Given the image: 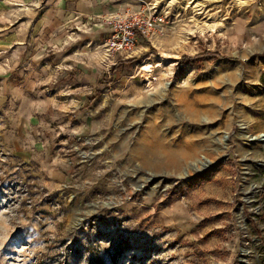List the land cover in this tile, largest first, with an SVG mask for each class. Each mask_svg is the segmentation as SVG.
Returning <instances> with one entry per match:
<instances>
[{
  "label": "rangeland",
  "instance_id": "374dc122",
  "mask_svg": "<svg viewBox=\"0 0 264 264\" xmlns=\"http://www.w3.org/2000/svg\"><path fill=\"white\" fill-rule=\"evenodd\" d=\"M191 3L0 0V264H264V0Z\"/></svg>",
  "mask_w": 264,
  "mask_h": 264
},
{
  "label": "built area",
  "instance_id": "2783aa9c",
  "mask_svg": "<svg viewBox=\"0 0 264 264\" xmlns=\"http://www.w3.org/2000/svg\"><path fill=\"white\" fill-rule=\"evenodd\" d=\"M162 22V19H159ZM113 34L108 40V45L114 55H128L134 51L138 36L148 37L158 31L156 21H113Z\"/></svg>",
  "mask_w": 264,
  "mask_h": 264
},
{
  "label": "bare ground",
  "instance_id": "6f19581e",
  "mask_svg": "<svg viewBox=\"0 0 264 264\" xmlns=\"http://www.w3.org/2000/svg\"><path fill=\"white\" fill-rule=\"evenodd\" d=\"M173 1L175 2V1H177V0H173ZM183 1L185 2V4H186L187 6H190V7L193 6V3H191V4L188 5V1H189V0H183ZM196 1H197V0H196ZM207 1H210V0H207ZM171 2H172V1H171ZM194 3H195V1H194ZM199 6H201V4H200L199 2H197L196 6H193V11H194V10H197ZM236 6H237L238 8H240V7H241V4L238 3V2L236 1ZM196 12H197V11H196ZM222 25H223V24H222L221 22L212 23V24H208V23H203V24H201V23H197V24H196V29H197L198 31L204 32L205 30H216V29H218V28H222V27H221ZM159 59H160V58H159ZM161 59H162V58H161ZM160 62H162V63L158 64L157 66L146 65V66H144V67L142 68V71L145 72V73H148V74H152V73H153V68H154V69H158V68H161V67L163 66V63H165L164 58H163ZM150 84H151V83H150ZM263 137H264V136H261L260 138H263Z\"/></svg>",
  "mask_w": 264,
  "mask_h": 264
},
{
  "label": "trees",
  "instance_id": "16d2710c",
  "mask_svg": "<svg viewBox=\"0 0 264 264\" xmlns=\"http://www.w3.org/2000/svg\"><path fill=\"white\" fill-rule=\"evenodd\" d=\"M183 60H186V61H191L192 59H189V58H185V59H183Z\"/></svg>",
  "mask_w": 264,
  "mask_h": 264
}]
</instances>
